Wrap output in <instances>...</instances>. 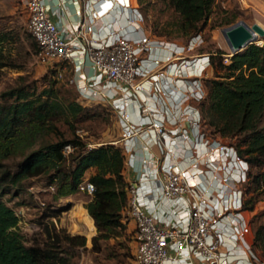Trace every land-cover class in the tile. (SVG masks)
Segmentation results:
<instances>
[{
  "label": "built area",
  "instance_id": "1",
  "mask_svg": "<svg viewBox=\"0 0 264 264\" xmlns=\"http://www.w3.org/2000/svg\"><path fill=\"white\" fill-rule=\"evenodd\" d=\"M74 1L78 20L61 28L51 16L62 14V0L50 12L44 0L22 4L37 59L63 64L57 79L68 64L77 101L104 104L115 116L114 143L134 174L121 219L132 223L133 263L264 264L244 216L249 165L202 129L210 65L207 53L194 52L200 34L185 42L149 34L136 0ZM77 191L90 195L93 186L85 180Z\"/></svg>",
  "mask_w": 264,
  "mask_h": 264
},
{
  "label": "trees",
  "instance_id": "2",
  "mask_svg": "<svg viewBox=\"0 0 264 264\" xmlns=\"http://www.w3.org/2000/svg\"><path fill=\"white\" fill-rule=\"evenodd\" d=\"M214 1L161 0L164 10L171 13L158 14L152 35L169 36L174 32L187 40L204 25ZM233 21L234 15L229 13L219 19V25L228 26ZM166 29L169 32L164 33ZM2 40L0 34V44ZM207 54L213 77L203 80L206 95L198 105L202 129L211 137L238 138L230 145L247 161L249 169H257L255 174L248 172L250 186L244 188V193L258 194L264 188V124L259 125L264 115V41L230 56L223 51ZM62 65L50 67L40 85L37 80L19 77L15 85L0 91V264H72L76 249L85 245L83 236H70L46 225L42 242L25 244L17 230V215L1 200L8 189L47 169L51 170L48 185L53 201L75 193L86 171L92 170L87 181L93 191L83 204L84 216L95 231L90 239L92 250L99 249L100 241L117 239L125 233L121 221L127 203L123 156L113 144L86 148L81 142L76 126L98 113L79 103L76 91L75 100L64 89L65 81L56 77ZM2 66L6 63L0 61ZM68 74L70 77L71 69ZM65 145L72 148L66 155L62 153ZM9 157L19 158L13 168L2 162ZM253 200L255 197L244 199L243 208H251ZM68 208L67 203L56 213ZM52 210L48 209L45 217H52ZM259 216L263 221L253 228L252 247L260 250L264 261V210Z\"/></svg>",
  "mask_w": 264,
  "mask_h": 264
},
{
  "label": "rangeland",
  "instance_id": "3",
  "mask_svg": "<svg viewBox=\"0 0 264 264\" xmlns=\"http://www.w3.org/2000/svg\"><path fill=\"white\" fill-rule=\"evenodd\" d=\"M137 5L143 16V28L149 34L153 32L154 20L160 16L159 13L161 14L163 11L166 15L171 13L168 9L164 10L161 0H143L141 4ZM229 13L234 15L233 23L238 20H242L248 25L256 23L264 30V0H215L204 25L197 31L202 42L194 50L195 53L223 51L227 53L226 56H230L220 34V29L225 26L219 25V19ZM165 32H169V30L166 29ZM0 34L3 35L0 44V61L6 63V66L0 67V91L15 85L19 77H25L26 80H37L39 85L42 84V76L48 71L50 65L37 59V46L27 29L22 0H0ZM160 38L172 42H185L187 37L170 32L169 36L164 35ZM263 41L264 38H261L257 43L260 45ZM223 62L226 63L227 60L224 59ZM69 69L70 66L65 64L60 82H66V78L69 77ZM206 75L205 79L213 77L210 67ZM65 82L63 83L64 89L76 100L75 88ZM84 106L94 108L98 115L76 126L75 133L80 137L81 142L86 148L107 143L116 146L114 142L118 140L119 131L113 112L106 105L100 103L90 102ZM263 124L264 115L259 125ZM218 139L227 144H234L238 141L237 137H218ZM18 160V157H9L3 159L2 162L13 168ZM91 172L92 170L88 169L82 180H87ZM249 172L255 174L257 169L250 168ZM50 174L51 170L47 169L40 176L22 181L21 185L8 189L1 196V200L12 208L18 217L17 230L22 235L25 244L42 242L45 238L43 225H46L52 230H61L70 236L81 235L85 238V245L83 248L76 249L72 264H134L131 255L132 223L129 219L126 217L123 221L125 224L124 235L117 239L100 241L99 249L92 250L90 239L95 231L86 220L83 208V204L90 199V195L76 191L66 198L53 201L51 199L52 188L48 185ZM248 186H250L249 181L243 189ZM244 194L246 200L255 197L251 208L245 209L244 212L253 231V228L263 221L259 215L264 210V188L258 194L251 195L248 192ZM67 203L69 204L67 210L56 213V209ZM46 208L54 209L52 217H45L46 211H48ZM254 251L260 259H263L258 248Z\"/></svg>",
  "mask_w": 264,
  "mask_h": 264
},
{
  "label": "water",
  "instance_id": "4",
  "mask_svg": "<svg viewBox=\"0 0 264 264\" xmlns=\"http://www.w3.org/2000/svg\"><path fill=\"white\" fill-rule=\"evenodd\" d=\"M220 34L230 53L229 55L242 51L250 44L259 45L257 43L259 39L264 38L263 28L256 23L248 25L242 20L221 28Z\"/></svg>",
  "mask_w": 264,
  "mask_h": 264
},
{
  "label": "crops",
  "instance_id": "5",
  "mask_svg": "<svg viewBox=\"0 0 264 264\" xmlns=\"http://www.w3.org/2000/svg\"><path fill=\"white\" fill-rule=\"evenodd\" d=\"M55 0H44V3L50 12L53 9V3ZM64 4V10L60 16H51L52 20L55 22L56 26L61 28L67 24H75L78 20L77 8L78 5L74 0H62ZM83 72L88 75L90 73L89 69L84 66ZM77 78V74L75 76ZM142 152L139 148H137L136 157H140ZM122 174L126 182L130 181L133 178V172L130 168L123 167Z\"/></svg>",
  "mask_w": 264,
  "mask_h": 264
},
{
  "label": "bare ground",
  "instance_id": "6",
  "mask_svg": "<svg viewBox=\"0 0 264 264\" xmlns=\"http://www.w3.org/2000/svg\"><path fill=\"white\" fill-rule=\"evenodd\" d=\"M259 42V41H258Z\"/></svg>",
  "mask_w": 264,
  "mask_h": 264
}]
</instances>
